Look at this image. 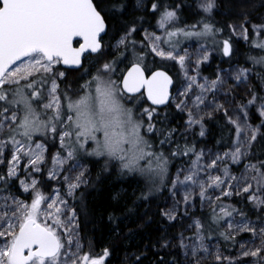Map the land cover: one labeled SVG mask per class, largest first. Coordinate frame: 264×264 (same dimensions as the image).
Here are the masks:
<instances>
[{"label": "snow or ice", "instance_id": "snow-or-ice-1", "mask_svg": "<svg viewBox=\"0 0 264 264\" xmlns=\"http://www.w3.org/2000/svg\"><path fill=\"white\" fill-rule=\"evenodd\" d=\"M182 7L135 0L132 12L141 14L117 27L109 22L128 13L126 0H0V264H110V246L96 253L94 242H85L84 193L95 185L89 165L101 162L97 181L114 171L144 185L123 219L108 214L115 239L135 235L129 224L122 230L125 221L142 229L154 218H133L136 201L156 199L161 227L188 221L125 264H144L149 246L156 264H264V87H247L253 75L264 86V21L243 11L239 27L228 24L225 35L208 20L217 0H196L201 19L181 28ZM149 13L160 34L143 27ZM232 36L255 50L245 65L230 62ZM193 39L194 52L180 47ZM214 50L229 66L203 76ZM156 58L174 62L180 79ZM68 69H83L87 79L74 94H61ZM241 85L244 100L236 95ZM173 106L183 118L179 127L167 124ZM206 121L220 129L215 149L189 140L206 136ZM157 139L169 148L160 150ZM217 238L225 244L206 242Z\"/></svg>", "mask_w": 264, "mask_h": 264}, {"label": "trees", "instance_id": "trees-1", "mask_svg": "<svg viewBox=\"0 0 264 264\" xmlns=\"http://www.w3.org/2000/svg\"><path fill=\"white\" fill-rule=\"evenodd\" d=\"M227 7L235 10L239 15L243 11H248L250 19L252 22H261L264 21V0H226ZM146 3L150 5L152 0H145ZM128 5V13L124 14L121 19L115 21H110V26L115 23L117 27L120 26L123 20L130 19L133 15H138L141 13H133L132 7L135 4V0H126ZM162 6L168 5L173 6L177 3L183 5L179 10V19L175 22L177 26L183 28L189 25L196 23L203 14L197 15L198 9L195 8L196 0H160ZM208 20L214 23L217 27H224L225 35H229V30L224 22L218 21L214 16L209 17ZM143 27L148 30H156V17L151 13L145 15V19L142 21ZM249 29H251V24H249ZM142 36H138V39H142ZM233 41V56L231 58V64L234 66L245 65L247 62V57L249 54H255V50L250 49L249 45L245 42L237 41L232 37ZM197 42L193 40H183L180 47H183L189 43ZM208 46L212 48V42L208 41ZM213 55H211L210 60L207 64L202 66L201 73L203 76H213L217 66L227 68L229 66V61L227 58L222 57V53L214 50ZM151 59V57L149 58ZM157 63L160 64L164 70L168 71L175 79L178 80L177 73L178 67L173 62H161L159 58ZM83 61L84 67L87 68ZM250 66V65H249ZM62 69L60 66H58ZM63 70V69H62ZM83 76V69L76 70H67L66 78L60 82V92L64 93L65 90L72 92L73 94L77 92L81 85L84 84L86 76L84 79H81ZM251 88H261L264 87L261 85L259 79L253 75L252 81L250 82ZM144 106H148L147 103ZM168 121L167 124L169 127H179L183 123V118L180 113L176 111L175 108L170 107L167 109ZM164 112L160 113L159 119L163 120ZM255 122H259L258 119ZM206 128L208 129L206 136L204 138L199 137L198 135H189V140H194L197 143L198 148L206 149H215L216 140L219 138L220 129L219 126L213 121H206ZM198 133V129H196ZM160 150L169 148L168 145L159 146L158 139L154 141ZM51 151H55V148H52ZM168 153L166 152V155ZM178 160H172L170 162V171L173 173L178 166ZM102 162L99 164L89 165L91 171V179L95 181V185L89 187L84 193V205H86V211L88 215V226L86 229V239L94 242V247L96 253H99L104 246H110L112 248V256L110 257V264H125V258L130 253H136L138 248H144L145 245H150L160 240L162 236L167 235L169 237L174 236L182 228L187 227V219L183 225H177L176 227H161L159 216L155 215L156 212V199L153 198L151 204L136 201V213L133 218L143 216L144 219H147L144 216L145 213L152 215L154 218L146 224L142 229L138 228L137 225L132 224L131 220H127L121 224L122 230L127 233L128 228L125 227V224L131 225L136 229L135 235L131 239H115L111 234V229L108 222V214L112 213L118 217H123L127 214V207H134L133 201L137 196L140 195L141 189L143 188V180L139 177H119L114 171L111 174H105L99 181L96 180L97 173L102 167ZM119 193V200H113V196ZM164 195V194H161ZM227 202V201H226ZM211 211V210H210ZM210 211H204V214L207 215ZM196 217L201 215V210L199 208V202L196 203V208L193 210ZM208 242H215L219 246H223L225 242L222 239H214ZM158 247V245H157ZM147 259L144 261V264H156V261L159 260V256L154 255L153 249L149 246L147 249ZM160 255H163L167 261L172 259L171 255L167 254L166 250L161 249Z\"/></svg>", "mask_w": 264, "mask_h": 264}, {"label": "rangeland", "instance_id": "rangeland-1", "mask_svg": "<svg viewBox=\"0 0 264 264\" xmlns=\"http://www.w3.org/2000/svg\"><path fill=\"white\" fill-rule=\"evenodd\" d=\"M217 2H218L219 7L216 10H214V13H213L214 18L218 21L224 22L226 26L228 24L232 23V24H236L237 27H239V24L241 23L240 15L237 12H235V10L227 7V1L226 0H217ZM248 27H249V25H248ZM149 31H151V30H149ZM155 31L157 34H160V31L158 28ZM232 37L234 39H236L237 41L245 42L243 40V38H241V37H237V36H232ZM196 47H197V42L189 43V44H187L181 48L182 49L183 48H189L191 51L194 52ZM213 54H215L214 51H212L211 55H213ZM85 63H86L85 65L88 66L90 62L86 61ZM93 71H94V69H93ZM179 73H180V69L178 67V73H177L178 80L180 79ZM86 79H87V77H86ZM247 87H250V83L247 85ZM246 91H247L246 87L244 85H241L240 88L236 92L237 98L240 100H244L246 97ZM173 108H175V107L173 106ZM199 208H200V205H199ZM200 210H201V208H200ZM210 210L211 209L206 207L203 211H210ZM206 242L209 244H217L215 242H208V241H206Z\"/></svg>", "mask_w": 264, "mask_h": 264}, {"label": "water", "instance_id": "water-1", "mask_svg": "<svg viewBox=\"0 0 264 264\" xmlns=\"http://www.w3.org/2000/svg\"><path fill=\"white\" fill-rule=\"evenodd\" d=\"M74 46L78 47L79 45L78 44H74ZM82 62H83V58H82ZM62 69H65V66L64 65H59ZM68 70H75V69H68Z\"/></svg>", "mask_w": 264, "mask_h": 264}]
</instances>
